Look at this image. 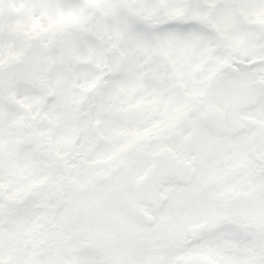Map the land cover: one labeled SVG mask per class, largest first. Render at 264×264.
<instances>
[{
    "label": "snow or ice",
    "instance_id": "snow-or-ice-1",
    "mask_svg": "<svg viewBox=\"0 0 264 264\" xmlns=\"http://www.w3.org/2000/svg\"><path fill=\"white\" fill-rule=\"evenodd\" d=\"M0 264H264V0H0Z\"/></svg>",
    "mask_w": 264,
    "mask_h": 264
},
{
    "label": "rangeland",
    "instance_id": "rangeland-1",
    "mask_svg": "<svg viewBox=\"0 0 264 264\" xmlns=\"http://www.w3.org/2000/svg\"><path fill=\"white\" fill-rule=\"evenodd\" d=\"M245 171V170H244ZM227 178V177H226ZM225 178V180H226ZM231 179L233 181H237V188H242L245 186L246 184V180H248V183L251 182V176L249 174H247V172H243V173H240V174H235L234 172L231 174ZM226 182V181H225ZM233 183V182H232ZM28 239H24L22 240V242H27Z\"/></svg>",
    "mask_w": 264,
    "mask_h": 264
},
{
    "label": "trees",
    "instance_id": "trees-1",
    "mask_svg": "<svg viewBox=\"0 0 264 264\" xmlns=\"http://www.w3.org/2000/svg\"><path fill=\"white\" fill-rule=\"evenodd\" d=\"M243 172H245L244 171V166H242L240 169L236 170L237 174H240V173H243ZM248 184H249L248 180H246L245 186L248 185ZM12 240H13V242H15L17 240L16 235H13ZM42 243L43 242H40L39 244L36 245L38 250L42 247ZM21 244H22V247H21L20 251L21 252L27 251L28 247L32 244V238L29 237L27 242H22L21 241Z\"/></svg>",
    "mask_w": 264,
    "mask_h": 264
}]
</instances>
